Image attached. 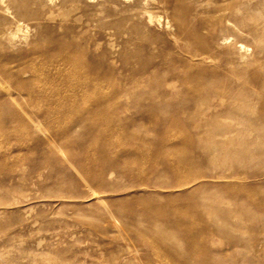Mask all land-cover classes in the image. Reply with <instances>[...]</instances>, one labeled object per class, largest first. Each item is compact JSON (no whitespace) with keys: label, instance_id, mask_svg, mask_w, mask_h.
<instances>
[{"label":"bare ground","instance_id":"obj_1","mask_svg":"<svg viewBox=\"0 0 264 264\" xmlns=\"http://www.w3.org/2000/svg\"><path fill=\"white\" fill-rule=\"evenodd\" d=\"M31 1L0 0V123L7 124L0 127V137L27 138L33 134L30 124L38 132V123L76 109L61 121L56 135L75 134L83 120L103 124L104 130L99 131L103 139L84 157V163L95 165L92 180L104 183L119 172L153 186L162 173L172 172L179 187L202 166L220 160L239 164L238 170L218 175L244 179L219 183L217 187L225 191L221 197L217 191L203 189L199 199L190 200L199 191L196 186L182 193L189 196L184 202L180 194H166L172 210L151 194L137 195V201L149 216L174 215L172 222L185 226L192 247L213 235L229 237L230 247L239 245L244 235L232 233L238 226L252 235L264 231L261 212L256 210L264 206V179L250 180L254 175L244 170L246 161L256 155L264 160V99L259 109L253 102L257 89L264 92V0H152L151 7L164 14L147 7L142 12L145 21L135 27L134 47L124 53L125 59L134 61L132 69L122 74L124 80H115L111 66L102 65L105 52L96 50L82 60L75 59L85 51L79 43L55 63L49 50H41L36 43L38 9L29 7ZM160 55L153 64L152 58ZM90 85L92 90L83 97L86 104L77 109L82 99L77 92ZM215 99L212 111L196 113ZM192 108L195 111L190 112ZM140 119L193 126L183 127L178 141L158 131L162 136L153 142L144 131L129 128ZM199 148L208 153L192 154V149ZM148 166L156 170L154 179ZM186 215L189 220L184 219ZM232 217L237 221L232 222ZM152 232L160 244L163 229L155 224ZM198 235L199 240L195 239ZM263 243L257 240L258 247ZM200 252L202 261L186 264H219L210 261L213 255L208 248Z\"/></svg>","mask_w":264,"mask_h":264},{"label":"rangeland","instance_id":"obj_2","mask_svg":"<svg viewBox=\"0 0 264 264\" xmlns=\"http://www.w3.org/2000/svg\"><path fill=\"white\" fill-rule=\"evenodd\" d=\"M146 1L148 3L145 0H32L29 7L38 9L36 43L41 50H49L55 63L63 54L70 55L76 43L85 51L79 52L75 59L82 60L96 50L105 52L102 65L111 66L115 80H124L122 74L134 65L133 59H125L124 53L134 47L131 41L134 31H138L135 27L145 21L142 12L147 7L154 13L164 14L161 9L151 7L152 0ZM138 42L141 43V39ZM160 59L161 55L155 56L152 63ZM206 63L218 66L212 61ZM176 84L181 85V81ZM247 85L252 88L250 83ZM92 88L90 85L77 92L82 98L77 109L86 104L83 97ZM253 99L259 109L264 92L257 89ZM215 101L211 100L196 113L212 111ZM135 110L140 111L138 106ZM75 113L76 109L66 111L54 121L38 123V132H34L35 126L30 124L33 134L27 138L0 137V264H186L202 261L200 251L207 248L214 256L210 261L215 263L264 264V243L257 246L258 239L264 240V231L252 235L238 226L232 233L244 235L239 245L230 247L229 237L213 235L206 243L192 247L185 235V226L172 222L174 215L149 216L142 213L143 206L137 201V195L151 194L162 203L160 205L172 210L166 202V194H180L184 202L189 196L182 193L196 186L199 191L190 200L199 199L203 189L217 191L221 197L225 191L217 187L219 183L244 179L227 180L218 175L238 170L239 164L220 160L212 166H202L194 178L179 187L175 186L177 176L172 172L162 173L158 185L153 186L142 184L137 176L119 172L104 183L92 180L95 165L84 163V157L88 149L93 150L99 139H103L99 131H103L104 126L83 120L75 134L57 136L61 121ZM139 122L128 126L140 133L144 131L143 135L153 142L161 138L159 132H167L171 141H178L182 128L193 126L155 123L162 127L159 128L153 122L143 119ZM6 125L0 123L1 128ZM191 152L208 153L200 148ZM245 166L244 170L254 175L250 180L264 179V160L258 155L248 159ZM148 169L150 178L154 179L156 170L149 166ZM130 193L136 195L130 196ZM263 208L262 205L256 209L261 212V224L264 223ZM184 219L189 220L190 216ZM231 221L236 222L237 217H232ZM155 224L164 232L160 244L152 232ZM195 239L199 240V235Z\"/></svg>","mask_w":264,"mask_h":264}]
</instances>
